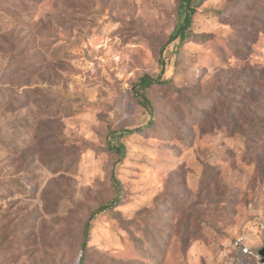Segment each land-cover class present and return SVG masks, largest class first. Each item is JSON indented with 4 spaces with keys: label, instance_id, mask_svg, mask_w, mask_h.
<instances>
[{
    "label": "rangeland",
    "instance_id": "rangeland-1",
    "mask_svg": "<svg viewBox=\"0 0 264 264\" xmlns=\"http://www.w3.org/2000/svg\"><path fill=\"white\" fill-rule=\"evenodd\" d=\"M185 3L0 0V264H80L116 196L84 264H264V149L203 117L264 77V0H193L180 44Z\"/></svg>",
    "mask_w": 264,
    "mask_h": 264
},
{
    "label": "trees",
    "instance_id": "trees-1",
    "mask_svg": "<svg viewBox=\"0 0 264 264\" xmlns=\"http://www.w3.org/2000/svg\"><path fill=\"white\" fill-rule=\"evenodd\" d=\"M184 18L181 23H179L170 36V40H179V43L192 40L194 37L193 32V16L195 14V7L192 4L193 0H184ZM164 63L161 62V73L154 75L147 73L142 75L133 84V94L138 98L143 104L151 103L152 90L155 85H160L169 82L168 78L163 76ZM221 101V100H220ZM222 105V103H221ZM214 109L212 117H209L206 113L203 114L208 122H222L225 126H229L230 134H240L243 136L248 144L257 146L260 150L264 149V77L262 76L258 81L257 87L249 89V92L245 93L244 97L240 101H230L225 100L223 104V111L220 116L218 114L219 108L217 103L214 101ZM217 117V118H216ZM220 117V119H218ZM212 118V119H211ZM219 120V121H218ZM209 122V123H210ZM144 128L138 127L135 129H124L120 132L121 136L126 134H131L135 132H140ZM112 148L121 152L125 145L119 143L118 145H113ZM258 160L257 158L255 161ZM114 186L117 191H119V181L116 177H113ZM118 196H116L110 203L99 206L95 209L90 218L85 223L82 230V240L81 249L82 255L80 258V264L85 262V254L88 250V242L90 238L91 231V221L95 215L108 207H110L115 201H117Z\"/></svg>",
    "mask_w": 264,
    "mask_h": 264
},
{
    "label": "built area",
    "instance_id": "built-area-1",
    "mask_svg": "<svg viewBox=\"0 0 264 264\" xmlns=\"http://www.w3.org/2000/svg\"><path fill=\"white\" fill-rule=\"evenodd\" d=\"M234 247L236 249H239L240 251H242L244 253L253 254V251L250 249V246L247 242L246 237L243 235L236 237V239L234 241ZM259 255H260V253H258V256Z\"/></svg>",
    "mask_w": 264,
    "mask_h": 264
},
{
    "label": "water",
    "instance_id": "water-1",
    "mask_svg": "<svg viewBox=\"0 0 264 264\" xmlns=\"http://www.w3.org/2000/svg\"><path fill=\"white\" fill-rule=\"evenodd\" d=\"M260 254L262 255V261L264 262V246L260 250Z\"/></svg>",
    "mask_w": 264,
    "mask_h": 264
}]
</instances>
